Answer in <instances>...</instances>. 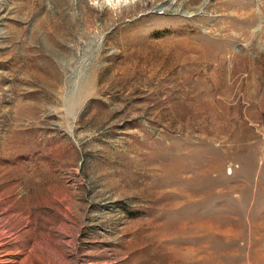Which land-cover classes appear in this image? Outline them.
<instances>
[{"label":"rangeland","instance_id":"rangeland-1","mask_svg":"<svg viewBox=\"0 0 264 264\" xmlns=\"http://www.w3.org/2000/svg\"><path fill=\"white\" fill-rule=\"evenodd\" d=\"M8 264H264V0H0Z\"/></svg>","mask_w":264,"mask_h":264},{"label":"bare ground","instance_id":"bare-ground-1","mask_svg":"<svg viewBox=\"0 0 264 264\" xmlns=\"http://www.w3.org/2000/svg\"><path fill=\"white\" fill-rule=\"evenodd\" d=\"M5 247V244L3 242V239L0 238V264H8L9 261H7V256L3 254L2 249Z\"/></svg>","mask_w":264,"mask_h":264}]
</instances>
